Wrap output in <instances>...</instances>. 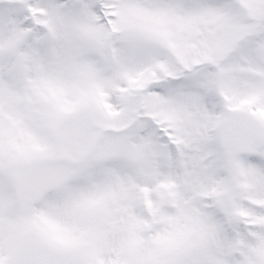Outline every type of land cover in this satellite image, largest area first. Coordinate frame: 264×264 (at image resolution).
Returning a JSON list of instances; mask_svg holds the SVG:
<instances>
[{"label":"snow or ice","instance_id":"6c2138e0","mask_svg":"<svg viewBox=\"0 0 264 264\" xmlns=\"http://www.w3.org/2000/svg\"><path fill=\"white\" fill-rule=\"evenodd\" d=\"M0 264H264V0H0Z\"/></svg>","mask_w":264,"mask_h":264}]
</instances>
